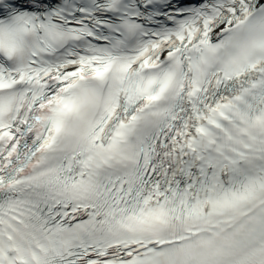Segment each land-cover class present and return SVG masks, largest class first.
Wrapping results in <instances>:
<instances>
[{
    "label": "snow or ice",
    "instance_id": "snow-or-ice-1",
    "mask_svg": "<svg viewBox=\"0 0 264 264\" xmlns=\"http://www.w3.org/2000/svg\"><path fill=\"white\" fill-rule=\"evenodd\" d=\"M0 264H264V0H0Z\"/></svg>",
    "mask_w": 264,
    "mask_h": 264
}]
</instances>
